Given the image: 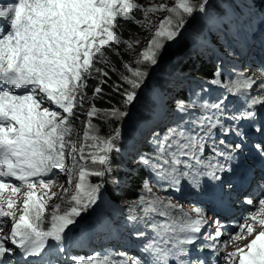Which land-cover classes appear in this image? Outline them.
Masks as SVG:
<instances>
[{"label":"snow or ice","instance_id":"1","mask_svg":"<svg viewBox=\"0 0 264 264\" xmlns=\"http://www.w3.org/2000/svg\"><path fill=\"white\" fill-rule=\"evenodd\" d=\"M208 4L209 0H164L143 7L136 0H0V231L6 223L4 218L11 220L10 233L0 236V264H13L16 255L26 264H50L45 256L67 254L69 234L79 219L97 205L104 184L119 183L112 154L122 151L117 144L121 124L147 87L149 69L160 65L165 49L179 41L198 15L206 14ZM135 10H142L145 20L134 19ZM156 12L166 15L155 25L135 64L123 63L126 73H119L118 80L109 84V72L117 69L107 53L119 56L118 46L125 45L129 50L133 47L121 39L120 22L133 21L151 29L147 17ZM98 64L106 65L107 70ZM233 75L222 82V73L217 69L207 83L223 89L220 96L198 102L201 92L210 91L201 88L193 94L197 99H177L174 111L183 115L162 133L152 132L147 140L151 150L139 152L137 163L158 183L166 182L167 188L181 191L186 182L208 198L233 190L237 169L231 162L242 151L245 138L239 122L254 120V108L264 106V94L247 95L255 80L242 71H234ZM89 78L98 83L92 91L91 107L84 110ZM102 85H109L108 96H120V106L109 100V107H96L95 100L102 99L104 93ZM259 87L264 93V83ZM229 95L241 99L243 107L239 111H228ZM81 115L87 117L82 135L74 126ZM93 118L115 122L116 127L107 136L100 135ZM215 130L225 136L233 132L241 142L220 139L207 145L205 139H210ZM255 131L264 132V128L256 126ZM255 148L264 159V144L258 143ZM55 170L66 176L59 192L51 190L59 180ZM202 177L213 182L211 187L202 184ZM92 178H100L101 182H93ZM145 186L148 193L153 192L147 181ZM22 189L26 190L21 197L18 194ZM54 199L60 202L52 203ZM134 203L143 206V214L130 206L126 223L132 229L130 234L144 241L140 256L121 253L120 259H114L99 253L87 258L72 255L64 264H206L199 256H190L193 248L197 252L208 247L222 251L215 243L222 235L221 223L208 218L204 208L184 211L183 205L171 198L146 200L144 195ZM244 203L254 205L247 197ZM259 205L261 212L243 217L240 231L232 237L254 238L226 253V264H264V218H260L264 194ZM212 224L215 235L205 239L213 243L197 246L203 229ZM256 224L261 228L259 232Z\"/></svg>","mask_w":264,"mask_h":264},{"label":"rangeland","instance_id":"2","mask_svg":"<svg viewBox=\"0 0 264 264\" xmlns=\"http://www.w3.org/2000/svg\"><path fill=\"white\" fill-rule=\"evenodd\" d=\"M253 1L209 0L206 14L198 15L197 20L183 31L179 41L172 43L165 49L160 65L149 69L150 75L147 80V87L143 89L139 101L130 106L128 109L129 115L121 124V139L117 141V144L122 151L119 154H112V167L115 170L114 175L119 179V183H105L97 205L79 219L65 243L68 256L91 255L94 251L97 253V250L101 249L104 255L120 259L123 248L122 240L129 238L127 236L122 238V235L130 230L129 228H124L122 233L118 235H114L113 232L115 231L117 220L126 222L129 207H136L137 213L142 215L141 209L143 206L134 203L139 201L141 195H144L146 200H151L154 197H167L176 202L175 197L180 191L167 188L166 182L158 183L145 168L144 174L140 175V169L143 167L137 163V154L151 150L146 151V148H150L147 140L151 138L152 132L160 131L162 133L166 127L171 126L175 120L179 119L180 115H183L174 111L175 101L180 99L181 91H185L188 87L194 91H199L201 88L210 89L211 100L220 96L224 91L221 88L209 85L207 81L196 79L191 74V71L199 66L198 61L206 60L220 66L221 73H224V77L221 76L222 82H227L230 78H234V71H242L246 76H250L255 80V84L248 90L247 95L258 96L264 94L261 93L259 87L261 83H264V76L260 75L254 62L252 63L254 60H259L258 63L263 60L258 59L261 54L258 43L264 44V12L251 17L247 26L243 24L246 15H249L254 10ZM162 2L164 0H153L142 4V6L149 7ZM169 3H171V0H169ZM165 15L166 13L164 12L149 13L147 20L153 25L151 29L139 24L140 31L138 34H131L126 39H122L131 42L133 47L129 50L125 45L118 46L119 51L122 50L120 53L121 61H119L121 66L123 63L135 64L137 55L151 38L155 25ZM133 16L134 19L145 20L142 10H135ZM225 28H230L231 32L225 31ZM135 41H139V44L135 43ZM219 48L226 50L225 53L220 54ZM247 51L253 60L246 62L245 53ZM97 66L105 68V65L98 64ZM122 69L126 73V69L123 67ZM93 75L95 76V73ZM89 82H94V89L98 80L89 78ZM89 84L86 89L88 99L84 101V110L90 108L93 103L91 100L92 92H88ZM239 102H242L241 99L231 95L226 101L230 108ZM80 111V109H77L78 113ZM189 111L191 112L192 110ZM86 119V116L81 115L79 120H74V126L81 135L83 134ZM93 123L98 125L100 135H108L103 134V132H105L104 129L107 128L109 123L98 118H93ZM208 154L209 152L206 149L205 156ZM54 174L59 176V180L51 190L59 192V185L66 183V176L59 173V170H55ZM110 179L111 177L105 178V180ZM92 181L101 182L100 178H92ZM146 181L147 185L153 189L152 193L147 192ZM161 184H163V187ZM25 190L22 189L21 194L18 195L22 197V193ZM129 191L135 193L137 197L126 198ZM109 193L113 196L117 195L118 201L112 200ZM37 194H40L39 190ZM7 195L8 192L6 191L5 196ZM123 198L125 199L123 200ZM58 202L60 201L55 199L52 201V203ZM181 205H183L184 209L187 208L186 204ZM173 214L178 215L176 212ZM6 220L7 226L3 231H0V236L8 235L11 231V220L10 218H6ZM117 228L119 229V227ZM98 239L99 241H97ZM141 241L142 243L144 242L143 240ZM111 245L114 251L108 250V246ZM237 246L239 247L240 243ZM57 259H59V264H64L63 259L61 257L58 258L54 254V262ZM27 264H33V262L29 261Z\"/></svg>","mask_w":264,"mask_h":264},{"label":"trees","instance_id":"3","mask_svg":"<svg viewBox=\"0 0 264 264\" xmlns=\"http://www.w3.org/2000/svg\"><path fill=\"white\" fill-rule=\"evenodd\" d=\"M151 1H153V0H136V2L139 3L140 5L147 3V2H151ZM253 6L255 7L254 11L256 13H259V11L262 12L263 7H264L263 1H256L253 4ZM139 31H140V25L134 23L133 21H127V22L121 21L120 22L121 39H126L127 36H129L131 34H138ZM118 51H119V49H118ZM220 51L222 52L223 50H220ZM121 52H122V50L119 51V53H121ZM107 55H108L109 59L111 60L112 65H114L117 69V71H115V72H112V71L109 72V75L111 77L109 84H111L112 82H115L118 80V75H119V73L123 72V69H122V66L119 62V61H121V55L116 56L110 51L107 53ZM198 64H199V66L196 69H193L191 71V74H193V76L196 79H199L202 81H208V80L212 79L213 73L218 69V66H216L210 62L208 63V61H206V60H200V61H198ZM105 68L107 70L106 65H105ZM88 83H90L88 92L91 93L93 91L94 82H89V80H88ZM102 87L104 88V93L102 94V99L95 100L96 107L101 108V109L109 107V103H108L109 100L111 101V103L113 105L120 106V101H121L120 96L118 94H115V93H113L111 96H108L107 93H109L111 91L109 85H102ZM180 93H181L180 96H183L181 98H183L184 101H186V102L194 96L190 92V89H186L185 91H183V92L181 91ZM200 98L205 99V96H200ZM114 127H116L115 122L109 123L107 125V128L104 129V131L108 132V133L103 132V134H109L110 131H112V129ZM109 196H110V198H113L110 193H109ZM134 197L136 198L137 195L135 193H133L132 191H129L128 194L126 195V198H134Z\"/></svg>","mask_w":264,"mask_h":264},{"label":"bare ground","instance_id":"4","mask_svg":"<svg viewBox=\"0 0 264 264\" xmlns=\"http://www.w3.org/2000/svg\"><path fill=\"white\" fill-rule=\"evenodd\" d=\"M258 194H259V198H260V196H261V193L260 192H258ZM240 197H242V196H239V198ZM113 238H115V237H113ZM117 240V239H116ZM102 242V241H101ZM112 242H113V240H112ZM112 246V245H111ZM116 251V250H115Z\"/></svg>","mask_w":264,"mask_h":264}]
</instances>
